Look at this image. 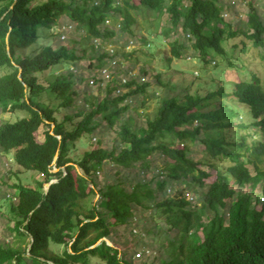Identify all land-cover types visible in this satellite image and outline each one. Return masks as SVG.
Listing matches in <instances>:
<instances>
[{"label":"trees","instance_id":"obj_1","mask_svg":"<svg viewBox=\"0 0 264 264\" xmlns=\"http://www.w3.org/2000/svg\"><path fill=\"white\" fill-rule=\"evenodd\" d=\"M246 2L252 34L225 22L229 5L219 0H0V113L27 114L0 125V151L43 177L34 187L13 185L15 237L0 244V264H135L128 253L135 228L159 243L153 264H264V88L254 70L240 81L221 76L226 67L243 69L247 41L264 49V24L254 0ZM137 16L150 32L161 30L173 58L183 59L190 46L216 74L199 81L197 93L190 85L156 97L142 125L123 117L132 108L124 103L139 95L146 106L152 83L114 79L101 100L79 92L86 78L69 69L85 59L98 68L130 59L111 39L133 36ZM63 18L79 40L33 48ZM179 28L185 42L172 40ZM61 66L68 72L56 71ZM155 77L159 89L168 87ZM109 120H118L112 147L98 139L78 156Z\"/></svg>","mask_w":264,"mask_h":264},{"label":"rangeland","instance_id":"obj_2","mask_svg":"<svg viewBox=\"0 0 264 264\" xmlns=\"http://www.w3.org/2000/svg\"><path fill=\"white\" fill-rule=\"evenodd\" d=\"M220 2L229 5V7L224 9L221 13L223 14V19L225 22L232 26L233 30L239 32H249L253 33V29L249 28V8L246 0H219ZM253 3V2H252ZM254 6L257 8V15L261 17L264 24V0H254ZM163 25L168 24V15H159ZM147 24L145 20L137 16V23L133 26V36L125 34L123 38L111 39L112 43H117V46H126V51L132 52L133 56L127 59H120L118 63H108L105 67L98 68L97 62L94 64L85 59L78 63L77 66L69 67L71 71L77 73L79 76L86 78L84 83L78 88L79 92H91L93 96H99L102 100L107 94L108 85L112 86V80L117 79L118 81H123V78L127 77V80L133 82V80H141L142 82L152 83V88L148 90V95L155 97L147 101L146 106L141 104V97L137 95L135 99H129L124 104L131 103L132 108L124 113L123 117H127L131 114L138 125H142L145 121V114L154 111L158 104V99L156 97L173 96L184 92L190 85L191 93H197L199 88L197 85L199 81L202 83H209L211 79L215 78L216 74L210 69L203 68V64L195 58V54L190 46L185 51L183 59H175L172 57L171 45L165 37L160 36L161 30L158 34L150 32L147 29ZM250 29V30H249ZM178 36L174 35V38L179 39L181 42H185L187 37L181 33V29L177 30ZM44 35L53 36L49 39H43L40 44L33 46V48H39L41 45L51 44L56 47L61 44H69L71 39H78V32L73 26L68 25V20L63 18L58 26H55L51 30H44ZM145 39L148 41L150 46L142 47V41ZM94 43L100 44L99 40H93ZM251 42V41H250ZM251 49L246 55H244V60L240 63L242 70L235 73L233 68L226 67L225 73H221V76L225 78L227 82L240 81L241 79H249V71L254 70L258 73L261 78L262 86L264 88V49L252 47L251 44L246 42ZM115 45V46H116ZM225 48L231 51L230 46L227 42L224 43ZM113 46L108 47V52L110 55L113 54ZM142 49V50H141ZM30 50V49H29ZM28 50V52H29ZM168 58H172L170 62L167 61ZM216 60L221 62L223 59L220 56H215ZM145 68L148 71L147 75L142 73V69ZM223 70V71H224ZM56 71L61 73L68 72L67 67H57ZM129 72V73H128ZM160 74L161 79L165 84H168L167 88L159 89L157 87L156 75ZM202 76L204 78H202ZM145 78V80L143 79ZM201 77V78H199ZM96 79L97 82H94ZM129 81V82H130ZM88 84V86H87ZM156 86V87H155ZM100 87V89H99ZM133 87L127 86L119 87L117 94L128 93ZM81 103V102H80ZM26 113L22 111H16L14 113H0V125L5 122H13L19 118L26 117ZM246 115V114H245ZM63 114L60 115V118ZM118 123V120H109L108 127L101 128V132L98 136L92 139L89 144H80L78 147L77 155L83 154L85 151L94 149L96 147V141L100 139L103 142V146L106 148L112 147L115 138L116 130L114 126ZM45 129H40L37 133V139L39 141L43 140V133ZM53 171L57 169H52ZM43 177L39 173L25 171L20 168L13 159V154H5L0 151V244L8 245L13 242L15 237L14 228V215L11 211V205L17 203L16 191L13 188L14 184H24L30 187L36 186L38 182L42 181ZM186 186H181L184 189ZM260 191L258 192V194ZM257 194V195H258ZM262 198L263 195L259 194ZM190 198V197H189ZM263 201V198L262 200ZM128 227H131L128 226ZM135 237L134 241L136 243L135 250H129L130 259L135 264H153L157 263L155 257L159 254V243L157 240H150L143 231L135 228L133 231ZM128 230L122 229L121 233L117 237L124 240ZM108 244L112 245L110 240H107ZM57 252L62 251V247L55 246L53 248Z\"/></svg>","mask_w":264,"mask_h":264},{"label":"water","instance_id":"obj_3","mask_svg":"<svg viewBox=\"0 0 264 264\" xmlns=\"http://www.w3.org/2000/svg\"><path fill=\"white\" fill-rule=\"evenodd\" d=\"M52 171H53V170H52ZM56 171H58V170H55L54 172H56ZM53 183H56V181H52V182H50L49 184H47L46 187H45V191H46V189L49 187V185H51V184H53Z\"/></svg>","mask_w":264,"mask_h":264},{"label":"built area","instance_id":"obj_4","mask_svg":"<svg viewBox=\"0 0 264 264\" xmlns=\"http://www.w3.org/2000/svg\"><path fill=\"white\" fill-rule=\"evenodd\" d=\"M122 83H126V79H125V78L123 79ZM118 92H119V91H118Z\"/></svg>","mask_w":264,"mask_h":264}]
</instances>
